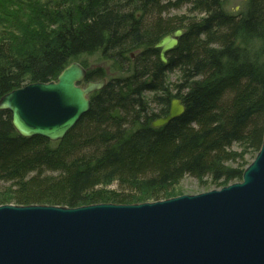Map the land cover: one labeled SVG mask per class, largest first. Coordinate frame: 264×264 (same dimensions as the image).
<instances>
[{"label": "trees", "instance_id": "1", "mask_svg": "<svg viewBox=\"0 0 264 264\" xmlns=\"http://www.w3.org/2000/svg\"><path fill=\"white\" fill-rule=\"evenodd\" d=\"M44 1L59 2L54 44L18 59L1 41L0 99L55 80L81 55L101 54L123 77L92 94L88 113L54 144L20 137L0 111V184L9 186L0 206L142 204L180 196L186 178L205 190L241 181L243 156L257 154L264 132V0L235 16L224 0ZM180 28L161 63L153 46ZM172 71L179 84L167 83ZM103 78L96 68L86 82ZM173 99L184 113L152 128Z\"/></svg>", "mask_w": 264, "mask_h": 264}, {"label": "water", "instance_id": "2", "mask_svg": "<svg viewBox=\"0 0 264 264\" xmlns=\"http://www.w3.org/2000/svg\"><path fill=\"white\" fill-rule=\"evenodd\" d=\"M183 35L176 29L154 45L161 63ZM86 76L80 63L71 62L55 82L5 94L0 111L10 113L20 137L61 141L107 83L85 82ZM184 111L173 99L151 127ZM0 264H264V132L241 181L220 189L132 205H2Z\"/></svg>", "mask_w": 264, "mask_h": 264}, {"label": "rangeland", "instance_id": "3", "mask_svg": "<svg viewBox=\"0 0 264 264\" xmlns=\"http://www.w3.org/2000/svg\"><path fill=\"white\" fill-rule=\"evenodd\" d=\"M54 3L46 4L44 0H0V44L1 41H7L10 45L12 53L18 59L27 53L39 54L41 47L47 43L54 44L55 33L59 30L60 19L53 10ZM224 10L231 15L244 13L246 10V2L242 0H224ZM185 9L178 12H171V15H183ZM89 71L101 68L106 73V80L113 77L122 76L112 68V63L105 60L101 54L81 55L78 61ZM3 63L0 61V68ZM169 84H179V75L177 71L168 74ZM170 89V88H169ZM171 90V89H170ZM171 94L176 91L171 90ZM162 118V117H161ZM56 143V142H51ZM52 144V145H53ZM236 153H240L241 149L234 147ZM256 154L248 151L244 156L245 168L249 166L255 159ZM237 163H240L237 161ZM234 167V165H231ZM244 168V170H245ZM8 185L0 184V191L7 190ZM180 195H198L216 188L205 190L204 185L199 184L196 180L186 178L181 181L177 188Z\"/></svg>", "mask_w": 264, "mask_h": 264}, {"label": "bare ground", "instance_id": "4", "mask_svg": "<svg viewBox=\"0 0 264 264\" xmlns=\"http://www.w3.org/2000/svg\"><path fill=\"white\" fill-rule=\"evenodd\" d=\"M153 48H154V46H153ZM155 50H156V49H155ZM158 53H159V50H158ZM59 74H60V73H59ZM59 74H58V75H59ZM58 75H57V76H58ZM52 81L55 82V81H56V78H55V80H52ZM52 81H49V82H52ZM49 82H46V83H44V84H47V83H49ZM30 84H34V83H30ZM25 86H26V85H25ZM23 87H24V86H23ZM23 87H22V88H23Z\"/></svg>", "mask_w": 264, "mask_h": 264}, {"label": "flooded vegetation", "instance_id": "5", "mask_svg": "<svg viewBox=\"0 0 264 264\" xmlns=\"http://www.w3.org/2000/svg\"><path fill=\"white\" fill-rule=\"evenodd\" d=\"M87 72H88V70H87Z\"/></svg>", "mask_w": 264, "mask_h": 264}]
</instances>
